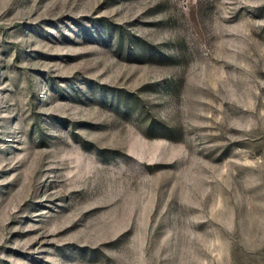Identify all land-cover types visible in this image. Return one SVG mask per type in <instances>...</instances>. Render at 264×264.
<instances>
[{"label": "rangeland", "instance_id": "1", "mask_svg": "<svg viewBox=\"0 0 264 264\" xmlns=\"http://www.w3.org/2000/svg\"><path fill=\"white\" fill-rule=\"evenodd\" d=\"M0 264H264V0H0Z\"/></svg>", "mask_w": 264, "mask_h": 264}]
</instances>
